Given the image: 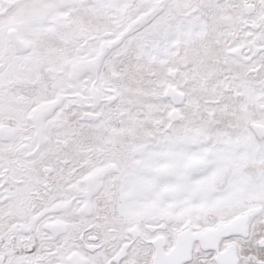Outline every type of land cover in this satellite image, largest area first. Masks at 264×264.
Listing matches in <instances>:
<instances>
[{
	"label": "snow or ice",
	"instance_id": "6c2138e0",
	"mask_svg": "<svg viewBox=\"0 0 264 264\" xmlns=\"http://www.w3.org/2000/svg\"><path fill=\"white\" fill-rule=\"evenodd\" d=\"M0 264H264V0H0Z\"/></svg>",
	"mask_w": 264,
	"mask_h": 264
}]
</instances>
